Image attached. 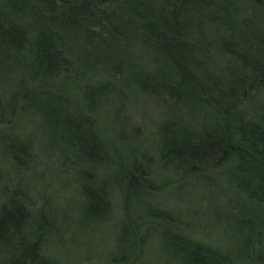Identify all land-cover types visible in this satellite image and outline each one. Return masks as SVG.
<instances>
[{"label": "rangeland", "instance_id": "1", "mask_svg": "<svg viewBox=\"0 0 264 264\" xmlns=\"http://www.w3.org/2000/svg\"><path fill=\"white\" fill-rule=\"evenodd\" d=\"M22 1V7L15 10L9 2L1 1L0 14L5 21L9 16L6 12H15L20 19L17 24L27 28L33 17ZM35 1L31 2L36 5ZM34 7L37 12L43 6L39 3ZM209 16L205 14V20L212 18V23L203 31L222 29L217 13ZM102 22L93 23L85 34L90 43L83 39L74 43L76 48L70 51L73 57L62 63L58 75H46L35 61L30 49L33 32L25 29L29 40L25 43L26 35L6 30V38L15 41L17 47L25 43L21 53L14 44L4 49L7 46L0 43V102L6 107L0 106V207L9 203L8 210L14 207L21 216L16 226L8 230L4 224L0 231V264L23 260L40 238V255L52 264H186L173 251L175 241L184 236L219 247L234 258L236 252L239 259L235 258V264H264V246L252 247V231L243 237L237 231L238 220H242L234 218L240 214L230 205L236 206L240 197L228 194L233 188L223 181V175L216 171L180 172L178 166L185 168V164L170 157L163 161L157 148L161 146L158 127L165 122L171 126L178 119L184 121L185 132L201 129L207 111L196 113L207 106L203 92L189 85L190 95L178 99L170 96L175 93L172 84L158 96L148 88L139 93L131 90L134 79L127 76L139 72L138 64L142 63L147 73L157 72L159 66L161 76H166L165 72L172 73L169 61H164L163 53L154 46L144 43L142 29L125 27L124 32L119 29V35ZM256 22L264 26V19ZM242 29L251 31L245 25ZM225 43L222 39L212 45L201 42L213 52L208 60L205 58V66L213 73L222 69L225 75L235 76L228 72L233 70L231 59L236 57L228 49L235 48ZM196 54L197 59L204 60L202 54ZM57 62L59 57L51 55L46 64L53 68ZM89 86L102 93L99 105L94 96L93 114L92 94L87 101L84 98ZM254 93L243 109L264 97V90ZM213 113L210 108L209 115ZM77 115L79 123L96 129L106 151L110 150L107 157V152L95 150L96 136L84 143L90 148L88 152L81 145L73 147L77 133L72 125ZM27 144L26 151L21 152ZM126 167L136 176L130 189L131 173L120 174ZM144 170L147 179H140ZM85 194L95 198V216L87 217ZM17 223H23L22 229ZM15 229L18 233L13 235ZM166 235L172 238L171 246L165 243ZM29 264L40 263L31 260Z\"/></svg>", "mask_w": 264, "mask_h": 264}, {"label": "trees", "instance_id": "2", "mask_svg": "<svg viewBox=\"0 0 264 264\" xmlns=\"http://www.w3.org/2000/svg\"><path fill=\"white\" fill-rule=\"evenodd\" d=\"M1 1L9 2L14 10L21 8V2H23L22 0H0V8ZM25 1V10L33 17L32 26L23 28L17 24L20 23L18 21L20 19L13 11L6 12L9 15L6 16L9 21L5 19L8 23L6 25L4 16L0 14V43L7 46L4 49H10L8 44L15 45L18 53H21L28 40L24 31L33 32L35 37L30 49L33 50L32 55L35 54V61L46 75L61 73L62 63H65L68 57H73L70 56V51L71 48L75 47L74 43L77 44L79 39L89 42L85 34L90 32L91 25L95 22L104 24L102 22L104 21L106 23V26L103 25L104 27L108 30L112 29L119 35L124 32L125 27L143 30L141 37L144 43L154 46L159 53H163L164 61H169L168 65L172 73L167 71L165 72L166 76H161L159 66H157V72L147 73L140 63L138 64L139 72H131L127 76L128 79H134V89L131 88V90L139 93L148 88L147 91L158 96L159 93L168 91V84H172L175 93L170 96L179 99L184 95L187 96L188 93L190 95L191 92L188 88L189 85H193L203 92V96H205L203 103L207 105L204 108L201 106L202 109L196 113H204L205 109L207 111L199 131L196 129L183 131L182 124L184 121L181 123L179 119L176 124H171V126L165 122V126L162 124L158 127L159 134H161L159 137L161 146L157 148L161 149L163 161L164 157H170L173 161H181L180 163L185 164V168L178 166L180 172L216 171L220 173L219 175H223L221 177L223 181L233 188L232 192H228V194L231 195L232 193L240 197L236 206L230 205L231 209L235 208L237 213L239 212L240 217H234L228 213L237 220H242V223L238 220L237 231L242 237L246 231H252V247L264 246V97L259 98L256 104L248 106L249 110L243 109L246 100L255 96L254 92L264 90V26H259L256 22V20L264 19V0ZM31 1H35L36 5ZM39 3L43 7L35 12L34 6L37 7ZM6 5L8 4L6 3ZM213 12L217 13V19L222 29L210 32L203 31L206 25L212 23L210 22L212 18L205 20V14L211 17L209 14L213 16ZM243 25L251 31L243 30ZM9 29L18 34L26 35L22 47H17L15 41L6 38L5 32ZM253 32L256 33L253 35ZM120 39L114 38V40ZM219 39H222L223 43H225V39H228L229 42L225 44L230 43L235 48L234 51L228 49L236 56L231 59L233 70L228 71L229 74L234 73L235 76L225 75L222 69L219 73L216 71L213 73L205 66L206 64L208 67L205 58L211 57L213 52H209V48L202 45L203 41H208L212 45ZM113 44L112 39L110 46L113 47ZM64 50L66 54H64ZM111 51L113 52V48ZM197 52L202 54L204 60L197 59ZM51 55L59 57L57 63L60 65L58 64L53 68L47 66V59ZM188 63L193 66H189ZM157 64L159 65V63ZM65 67L67 70L66 65ZM201 76H204L205 80ZM91 94L92 105L90 110L93 114L94 96H97V105H99L98 99L102 93L99 94L98 90L89 86V89L84 93L85 100ZM97 108L99 107L97 106ZM210 108L214 111L213 115H209ZM39 111L45 113L43 109ZM169 114L174 116L172 111ZM78 116L72 125L77 133L75 143H72L73 147L79 148L81 145L83 150L88 152L90 148L84 143L89 137L96 136L95 150L102 153L107 152V157L110 150L106 151L105 144L100 140L96 129H90V126L85 127L82 122L79 123L81 118ZM68 119L71 120L69 116ZM28 145L22 146L20 151H26ZM13 156L16 160L15 153ZM204 162L205 164H202ZM197 164L199 166H196ZM126 168L122 169L120 174L131 173L130 189L136 176L129 171V167ZM139 175L140 179H147L146 170ZM100 191L103 195L106 194L104 190ZM85 196L87 199V217L95 216L92 206L95 204V198L89 194H85ZM22 206L28 213L25 204ZM8 207L9 203L6 202L0 207V231L5 227L4 224L9 226L7 228L9 230L11 225L16 226L15 223L20 221L21 216L15 211V208L12 207L11 210H8ZM18 223L17 226L21 228L23 223ZM180 224H177L178 228H182ZM13 232V235L18 233L16 229ZM43 234L41 232L40 237ZM184 237L178 242L175 241L177 248L173 251L179 255L177 258L186 264H223L225 261L228 264H235V258L239 259L236 252L234 258L222 252L219 247L197 243L194 239ZM40 239L38 243L33 244L31 253L23 260L17 258L12 264H29L31 260L34 263L52 264L49 259H44L40 255ZM165 239V243L171 246V236L166 235ZM242 263L244 264V262Z\"/></svg>", "mask_w": 264, "mask_h": 264}, {"label": "bare ground", "instance_id": "3", "mask_svg": "<svg viewBox=\"0 0 264 264\" xmlns=\"http://www.w3.org/2000/svg\"><path fill=\"white\" fill-rule=\"evenodd\" d=\"M31 26H32V23H31ZM0 106L2 107V108H5L6 109V107H4V105L0 102ZM7 147V146H6Z\"/></svg>", "mask_w": 264, "mask_h": 264}]
</instances>
